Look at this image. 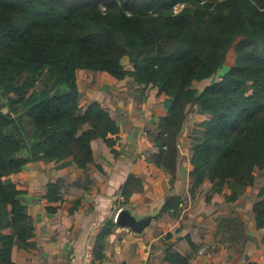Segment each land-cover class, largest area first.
Segmentation results:
<instances>
[{"label": "trees", "instance_id": "trees-1", "mask_svg": "<svg viewBox=\"0 0 264 264\" xmlns=\"http://www.w3.org/2000/svg\"><path fill=\"white\" fill-rule=\"evenodd\" d=\"M177 4L183 6L176 10ZM232 46L234 63L198 90L195 84L219 70ZM78 69L130 75L142 93L155 87L171 99L149 154L171 182L178 135L193 104L206 118L191 132V189L208 180L215 191L230 188L225 198L235 200L264 169V0H0V264H18L14 247H27L34 235L21 191L6 176L40 159L84 168L97 139L117 153L119 125L98 100L80 103ZM138 183L133 175L126 179L121 203ZM62 185V178L47 183V201L62 200ZM181 201L169 194L160 213L176 214ZM252 211L264 227V181ZM115 225L114 217L105 220L99 249ZM165 258L189 264L172 244Z\"/></svg>", "mask_w": 264, "mask_h": 264}, {"label": "crops", "instance_id": "crops-1", "mask_svg": "<svg viewBox=\"0 0 264 264\" xmlns=\"http://www.w3.org/2000/svg\"><path fill=\"white\" fill-rule=\"evenodd\" d=\"M216 73L197 82L203 86L196 83L195 87L201 90L220 78ZM77 84L81 104L98 100L118 123L117 153L97 139L93 141L92 160L84 168L68 159H40L5 177L20 189L19 197L34 224L30 244L13 249L18 264H170L165 258L170 244L188 256L189 264H264V227L256 226L252 211L264 169L256 170L254 184L235 200L225 198L230 188L215 191L208 180L191 189V132L206 118L193 104L178 135L175 178L171 182L170 174L144 155L157 149L149 134L156 133L157 120L166 113L171 99L155 87H147L139 99L137 84L130 75L116 79L102 71L78 69ZM130 175L140 180V189H132L128 198V204L138 212L164 202L169 194L180 195L183 207L173 215L159 213L142 235L116 224L103 238L100 255L97 234L105 220L115 216L116 204L122 205L119 196H123L122 188ZM57 178L63 180L62 200L49 202L44 197L46 185ZM225 215L243 222V240L232 242L223 236L217 223ZM227 227L224 233L234 231ZM87 245H92L90 257L85 256ZM201 245L207 247L203 253Z\"/></svg>", "mask_w": 264, "mask_h": 264}, {"label": "rangeland", "instance_id": "rangeland-1", "mask_svg": "<svg viewBox=\"0 0 264 264\" xmlns=\"http://www.w3.org/2000/svg\"><path fill=\"white\" fill-rule=\"evenodd\" d=\"M183 6V4H177L176 6H175V9L176 10H179L181 7ZM234 58H235V51H234V46H232L231 48H230V50H229V52H228V55H227V59H226V61H225V64L226 65H232L233 63H234ZM124 61V60H123ZM127 63L129 64V61H127ZM127 64V65H128ZM228 66H225L224 64L219 68V70L217 71V75H222L226 70H228ZM208 81V80H207ZM137 85H136V88H138V90H139V94H138V97H139V99H141L142 97H144L145 96V90H144V92L142 93L141 92V86H139V84L138 83H136ZM196 86L197 87H201V86H203V83H197L196 84ZM79 88V87H78ZM81 92V91H80ZM158 121V120H157ZM157 124V123H156ZM158 132V129H157V131H156V133ZM156 133H154V134H149L150 135V138H151V141H154V135L156 134ZM148 134V133H147ZM153 152V151H152ZM145 153L146 154H144L145 155V157H146V155H147V157L149 158V154L151 153H149V154H147V152L145 151ZM139 185H140V183H138L137 184V186H132L131 187V189H133V190H135V189H140V187H139ZM119 198H120V200L122 201V200H124L125 199V197L124 196H119ZM128 200L129 199H126V201L125 202H123V203H121V204H123L122 206H125V205H128V206H132V205H130V204H128ZM183 204H184V202L183 201H181V203H180V206L179 207H183ZM122 206H119L118 204H116V206H115V212H114V215L116 214V212H117V210L120 208V207H122ZM147 207H152V206H146V207H144V208H147ZM136 208V210L138 211V208L137 207H135ZM178 211V210H177ZM159 215V214H158ZM224 220H225V222H227V223H229L230 222V227L234 230V231H232V230H230L231 231V234H230V231H229V234H226V233H224V231L225 230H227V226H226V224H225V222H224ZM219 222H220V225H222V226H220V225H217V226H219V227H221V229H222V232H223V236L224 237H228V238H230V239H232V242L233 241H239V240H243L244 239V233H243V229H242V227H243V222L242 221H239L238 222V219H236V217H232V216H226L225 215V217L223 216V217H221V218H219V220H218V223L217 224H219ZM236 222H238L240 225H238V224H236ZM235 225H237L236 227H235ZM216 229H217V231H219V229H218V227H216ZM226 232V231H225ZM226 236H225V235ZM202 247H201V252L203 253V252H205V250H206V246L205 245H201Z\"/></svg>", "mask_w": 264, "mask_h": 264}, {"label": "water", "instance_id": "water-1", "mask_svg": "<svg viewBox=\"0 0 264 264\" xmlns=\"http://www.w3.org/2000/svg\"><path fill=\"white\" fill-rule=\"evenodd\" d=\"M130 67L129 65L128 68ZM3 111H7V107H4ZM163 203L147 207L142 212H138L134 206H122L117 210L114 222L117 225L129 228L135 235H142L157 218Z\"/></svg>", "mask_w": 264, "mask_h": 264}, {"label": "built area", "instance_id": "built-area-1", "mask_svg": "<svg viewBox=\"0 0 264 264\" xmlns=\"http://www.w3.org/2000/svg\"><path fill=\"white\" fill-rule=\"evenodd\" d=\"M92 255V245H87L85 249V256L90 257Z\"/></svg>", "mask_w": 264, "mask_h": 264}]
</instances>
